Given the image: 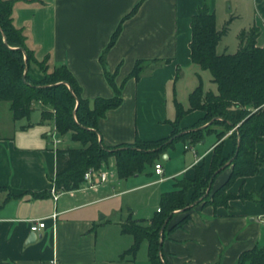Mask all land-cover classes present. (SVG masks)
Wrapping results in <instances>:
<instances>
[{"label":"crops","instance_id":"0c3cea01","mask_svg":"<svg viewBox=\"0 0 264 264\" xmlns=\"http://www.w3.org/2000/svg\"><path fill=\"white\" fill-rule=\"evenodd\" d=\"M139 1L16 0L12 9V22L23 30L35 57L41 60L47 56L55 67L65 65L78 82L83 98L112 97L114 91L105 71L116 72L114 81L122 85V102L108 110L97 124L99 137L107 146L132 143L136 137H168L175 119V103L187 109L189 94L198 85L199 77L203 79L204 70L191 63L189 43L191 17L204 0H142L136 13L122 23L102 64L100 56L112 32ZM207 3L209 10L214 15L219 13L224 22L232 15H247L249 21L240 26L237 35L255 25L259 28L256 44L263 46L264 0ZM216 52L222 53L217 46ZM138 59L167 61L144 68L138 80L127 78ZM41 110L35 105L29 118L19 120H13L9 111L6 130L0 134V264H139L137 255L124 254L134 239L122 231L121 225L129 219L148 224L155 211L140 206L123 211L126 201L112 202L113 198L131 189L168 182L160 190L161 195L173 189L176 178L192 179L195 166L203 165L208 171L218 142L215 134L205 135L196 144L183 142V150L193 154L187 164L166 176L162 166L161 175L152 168L126 179H114L112 175L107 181L113 188L143 174H154L156 178L147 183L130 188L126 185L118 193L108 192V186L86 188L85 184L57 191L56 149L65 144L53 121L42 120ZM203 120L204 112L196 109L180 118L179 127L188 129ZM230 135L231 130L222 138L224 157L233 150ZM211 137L212 142L207 144ZM173 148L166 150L164 159H171ZM256 151L264 157V140L256 145ZM230 169L225 168L215 177L214 188L223 184ZM241 191L251 193L252 198L234 197L227 205L217 207L200 202L185 213H177L161 241L162 259L167 264H235L243 251L263 246L264 207L254 199H264V167L256 175L236 179L228 189L234 196ZM37 193L46 195L34 197ZM191 194L192 189L187 201ZM184 215L187 220L171 228ZM31 219L43 220L45 226L36 232L40 237L28 243Z\"/></svg>","mask_w":264,"mask_h":264},{"label":"trees","instance_id":"16d2710c","mask_svg":"<svg viewBox=\"0 0 264 264\" xmlns=\"http://www.w3.org/2000/svg\"><path fill=\"white\" fill-rule=\"evenodd\" d=\"M15 1L0 0V102H8L13 120L29 118L35 105L41 106L42 120L52 119L59 135L70 132L71 140L80 144V147L56 149L55 190L79 188L84 172L99 169L110 157L114 159L116 176L126 179L154 165L178 141L196 144L212 133L217 138L208 171L203 165L195 166L192 179L183 177L177 184L174 183L172 190L161 193L159 210L153 213L147 228L131 219L121 225L122 231L131 234L134 239L124 254L135 256L141 242L146 240L149 264H167L161 257V241L177 213H185L200 202L217 207L227 205L234 197L243 200L252 198L251 193L243 191L234 196L228 189L237 178L256 175L264 167V157L256 152V145L264 140V44L261 47L256 44L259 35L257 26L239 32L238 48L234 53H217L216 46L227 33L231 18L224 22L221 30H217L215 15L209 10L207 0H204L190 20L189 57L199 69L209 71L211 82L217 86V93L204 91L199 77L198 85L189 94V107L184 109L180 103H175V119L171 122L172 132L168 137L157 140L136 137L132 143L107 146L99 137L97 124L108 110L122 102V85L117 86L114 81L116 72L110 74L105 71L114 95L93 100L82 97L78 82L65 65L56 66L51 73L40 71L39 76L33 75L31 64L39 65L46 62L48 57L38 61L34 52L26 47L23 30L12 22ZM141 2H137L123 16L112 32L100 56L102 64L105 53L115 44L122 30V23L136 13ZM161 61L167 60L138 59L127 78L138 80L144 68ZM49 109L53 112H48ZM196 109L204 112V120L188 129H181L180 118ZM211 126H221L223 129L217 131ZM229 130L233 142L230 158V155H223L222 140ZM230 165L226 180L210 193L215 177ZM190 189H193L190 197L193 202L188 203L186 196ZM45 195L33 194L34 197ZM254 200L264 207V199ZM187 218L184 215L171 228L180 227ZM166 219L168 221L165 223ZM235 264H264V245L243 251Z\"/></svg>","mask_w":264,"mask_h":264},{"label":"rangeland","instance_id":"374dc122","mask_svg":"<svg viewBox=\"0 0 264 264\" xmlns=\"http://www.w3.org/2000/svg\"><path fill=\"white\" fill-rule=\"evenodd\" d=\"M230 17H231L232 22H230L228 25L227 33L225 35H223L220 42H218L217 51L221 50V52H222L223 47H226V50H227L226 52H228V53L235 52L237 49V46H238L237 32H238V30H240V26H246L247 22L249 21V17L247 15L246 16L243 15L242 16L243 18L235 17V15H232ZM223 24H224V19L221 17V15H219V13H216V15H215L216 29L221 30ZM24 42H25L26 47L28 48V46L26 44V39L24 40ZM28 49H30V48H28ZM36 59L38 61H42V59L41 60L38 58H36ZM54 68H55V66H53L51 63L46 61V62H40L39 65H34L32 63L30 70L33 73V75H35L37 77L40 75L39 74L40 71H41V73H43V72L51 73L54 70ZM201 75L203 77V79H202L203 80L202 81L203 89L204 90H212L213 92H217L216 84L208 81V78H211L209 71L204 70L201 72ZM51 111L53 112L52 109L48 110V112H51ZM9 115L10 114H9V110H8V102H4V101L0 102V134H3L6 130V128H5L6 127V119ZM205 124H208V123H205ZM211 127H215L217 129V131L223 129L221 126H211ZM61 136H62V139L64 140L65 145L70 146V147H74V148L80 147V144L78 142L71 140V138H70L71 133L70 132H67L66 134L61 135ZM212 137L208 139L207 144L212 142V140H213ZM182 143H183L182 141H178L177 143H175L174 148H173L174 150H171L173 152H171V159L170 160L164 159L163 155L160 156V158L157 160L164 167V171H165L164 176L168 175L169 172L172 173L175 170H177L178 168H180L183 165V163L187 164L189 162L188 158L191 157V155L193 153L191 151H184ZM185 143L187 144L189 142H185ZM230 157H231V155L229 156V158ZM227 163H229V161H227ZM102 167L105 171H107L108 173L111 174L110 176L113 175L114 179L116 178L114 159L112 157H110L107 160V163L105 165H102ZM229 167H231V165L228 166L227 168H229ZM152 168H153V165L151 167H149L148 169L150 170ZM245 177H247V176H245ZM155 178H156V176L154 174H152L151 176H147L146 174H143L140 177L131 180V182L129 184H125L124 182H122V184H120V185L115 184V186L112 188L111 185H109L106 182V183L99 185L96 188L108 186L109 187L108 192L118 193V192L124 190L126 188V185L128 188H130L132 186H136V185H139L142 183H147L149 181L154 180ZM239 178H244V177H239ZM181 179H183V177L176 178L174 180V183L177 184ZM167 184H168V182L164 183L162 185L157 184V183H152V184L147 185L146 187H143V188L131 189L129 191H126L125 193H122V195L120 197L113 198L112 202L118 201L119 199L126 201V203H124V205H123V211H125L128 208L129 209L130 208L135 209L136 207H139V206L143 207L144 209H147L151 212L156 211L158 208V204H159L160 190L164 186H166ZM214 190H216V188H214L212 186L210 193H212ZM221 197H222V195L217 199L219 200V199H221ZM191 202H193V201L190 198L188 200V203H191ZM138 224L143 228H147V226H148L147 223H144L142 221L138 222ZM135 255H137V261L139 264H148V262H147V241L146 240H143L141 242V244H140L139 248L137 249Z\"/></svg>","mask_w":264,"mask_h":264},{"label":"built area","instance_id":"2783aa9c","mask_svg":"<svg viewBox=\"0 0 264 264\" xmlns=\"http://www.w3.org/2000/svg\"><path fill=\"white\" fill-rule=\"evenodd\" d=\"M59 140H56V142ZM187 148V146H185ZM154 172L157 175H161L163 172V167L160 163L156 162L153 165ZM111 174L108 173L103 169L101 166L99 169H87L83 174V182L82 184H85L86 188H96L99 185L106 183L108 181V178ZM157 210H159L157 208ZM51 217L54 219L56 217V214H52ZM32 223L30 225V230L37 232L41 228L45 226V221L43 220H30Z\"/></svg>","mask_w":264,"mask_h":264},{"label":"water","instance_id":"95a60500","mask_svg":"<svg viewBox=\"0 0 264 264\" xmlns=\"http://www.w3.org/2000/svg\"><path fill=\"white\" fill-rule=\"evenodd\" d=\"M66 145H63V147H65ZM163 158H166V155H163ZM211 182V180H210ZM168 221V219H166L165 223ZM165 223L163 224L162 228L165 226ZM38 237H40V235H38L36 232L32 231L28 238H27V242L28 243H33Z\"/></svg>","mask_w":264,"mask_h":264}]
</instances>
